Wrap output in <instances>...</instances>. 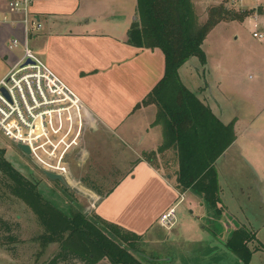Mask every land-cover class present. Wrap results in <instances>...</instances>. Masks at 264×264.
Returning a JSON list of instances; mask_svg holds the SVG:
<instances>
[{
  "label": "crops",
  "instance_id": "0c3cea01",
  "mask_svg": "<svg viewBox=\"0 0 264 264\" xmlns=\"http://www.w3.org/2000/svg\"><path fill=\"white\" fill-rule=\"evenodd\" d=\"M8 1L0 0V60L4 63L1 73L9 70L19 57L11 49L14 47L12 39L17 38L20 42L16 48L26 41L38 60L67 87L69 84L72 86L73 89L69 90L80 102L84 119H91L92 124L99 123L103 129L111 131L123 144L121 148L118 144L116 146L123 154L121 159L125 157L130 161L121 162L123 166L129 164V169L107 192L101 195L88 187L86 194L91 211L141 235V240L150 236L152 241L160 238V233L157 235L152 229L159 225L158 218L163 212L175 206L176 215L178 203L188 200L190 205H194L198 202L202 223L197 228L210 231L212 238L198 243H205L209 262L232 260L230 253L233 252L226 247V241L234 230L241 227L253 235L247 241L252 251L249 263L254 254H264V245L257 238L258 233L264 231V127L254 133V138L248 137L252 128H245L239 134L233 127L235 140L215 161L216 165L241 137L245 136V140L255 144L248 154L241 147L234 151V155L242 163L246 158L250 164L246 167H254L256 176L251 169L248 175L243 174L238 180L225 175L221 181L218 175L220 199L217 208L220 214L206 203L201 193L192 188L181 191L176 187L178 164L173 149L158 153V163L156 161L154 165L143 158L144 153L155 151L160 146L162 130L160 125L153 124L154 104L135 106L163 76L164 55L159 48L137 47L128 42L129 28L138 20L137 0H32L30 9L39 19L41 28L27 35L19 23V16L8 12ZM251 9L253 14L244 22H251L253 27L252 17L255 16L258 30L264 33V0H257ZM2 74L1 77L6 73ZM88 78L95 80L88 88H81L72 80L81 83ZM91 88L96 90L91 91ZM197 88L196 92L188 89L211 109L204 101V95L198 92L202 87ZM119 96L123 99L117 98ZM113 98L116 101L112 105L121 102L114 108L120 114L115 119L111 118L114 114L106 104ZM170 169L172 172L164 173ZM177 233L174 234L175 241H185L184 230L179 229ZM258 261L263 263L264 255H260Z\"/></svg>",
  "mask_w": 264,
  "mask_h": 264
},
{
  "label": "rangeland",
  "instance_id": "374dc122",
  "mask_svg": "<svg viewBox=\"0 0 264 264\" xmlns=\"http://www.w3.org/2000/svg\"><path fill=\"white\" fill-rule=\"evenodd\" d=\"M191 1L199 21L206 18L209 7L218 4H225L237 12L249 11L243 21L233 20L217 24L202 44L205 63L202 64L197 57H191L179 69V76L182 83L194 92L198 86L202 87V91L198 92L204 95V101L222 121L233 122V127L239 134L243 133L245 128H252L253 131H249L248 137L254 138V133L264 127V41L254 38L252 23L244 21H248L249 15L253 14L251 8L256 5L257 0H243L235 7L229 4V0ZM11 49L14 54L21 56L22 46L19 48L11 46ZM3 68L4 63L0 60V77ZM6 71L4 70L3 74ZM72 80L80 84L81 88L93 86L95 81L93 78L84 79L81 83L79 80ZM68 88L73 89L70 84ZM94 90L96 88H91V91ZM117 98L123 99L121 96ZM115 99L106 102L108 110L114 114L111 118L114 119L120 115L114 108L121 104L120 102L112 105ZM82 123L80 144L67 159L68 173L64 177L65 184L47 178L42 173V168L1 132L0 148L5 150V158L15 169L31 182L37 183V191L46 200L65 213H69L71 207L74 209L80 207L86 215H91L95 212L90 209L86 194L89 189L87 184H94L103 193L107 192L129 169V164L123 166L121 162L130 161L124 159L125 157L121 159L123 154L118 152L116 146L118 144L121 148L123 144L119 143L111 131L103 129L99 123L92 124L91 119H84ZM245 139V136L241 137L240 141L238 140L235 146L227 151L225 157L217 161L215 166L221 181L225 175L238 180L241 175H248L250 169L254 176L257 175L254 167L251 166L249 169L246 167V164L250 165L246 158L242 163L234 155V151L241 147H244L247 154L254 149V142ZM169 171L172 172L170 169L164 173ZM7 182L0 173V218L8 228L6 230L0 222V264H46L58 250V244L50 243L41 247L37 237L44 231L42 225L32 209L11 193L6 186ZM198 204L197 202L190 205L188 200L178 203L175 227L167 231L158 225V228L152 229L153 233L157 235L160 233L158 240L150 241L148 236L140 241L136 256L143 264H242L233 253H230L232 260L227 258L224 263L209 262L205 243L198 242L212 238L209 236L210 231L197 228L202 223L199 220L201 208ZM179 229L184 230L185 241L181 239L175 241L174 234H178ZM12 237L15 238L14 241H10L9 238ZM257 238L264 245V231H260ZM260 255L264 254H254L251 263L249 260L247 264H263L264 262L258 261ZM59 264L84 263L72 259ZM97 264L110 263L102 260Z\"/></svg>",
  "mask_w": 264,
  "mask_h": 264
},
{
  "label": "trees",
  "instance_id": "16d2710c",
  "mask_svg": "<svg viewBox=\"0 0 264 264\" xmlns=\"http://www.w3.org/2000/svg\"><path fill=\"white\" fill-rule=\"evenodd\" d=\"M138 20L128 31L131 45L159 48L164 55V74L144 98L135 106H156L153 124L161 126L163 141L155 151L143 154L151 165L157 154L173 149L177 159L176 187L184 191L192 188L201 193L206 203L217 208L220 186L215 161L235 140L233 122L224 124L194 92L181 82L178 69L191 57L205 63L202 44L208 33L220 22L243 21L249 11L237 12L225 4L209 7L206 18L199 21L191 0H137ZM0 173L6 186L36 214L44 231L37 239L41 247L57 243L58 250L46 264L77 259L84 264L107 260L110 264H143L136 256L141 235L97 214L86 215L72 208L65 213L46 200L37 183L25 178L5 158L0 148ZM88 187L102 195L94 184ZM4 221V220H3ZM0 218L2 226L6 227ZM6 230L8 228L6 227ZM253 235L244 228L234 230L226 247L243 264L252 251L247 246ZM14 241V237L9 238Z\"/></svg>",
  "mask_w": 264,
  "mask_h": 264
},
{
  "label": "built area",
  "instance_id": "2783aa9c",
  "mask_svg": "<svg viewBox=\"0 0 264 264\" xmlns=\"http://www.w3.org/2000/svg\"><path fill=\"white\" fill-rule=\"evenodd\" d=\"M242 1L229 0V4L235 7ZM31 3L32 0L7 2L8 12L19 16L25 35L41 28L31 12ZM252 20V36L264 40L256 17ZM19 44L17 38L12 39L14 47ZM21 46V56L0 78V132L17 145H27L28 156L42 169L64 178L68 173L67 159L80 144L84 112L76 96L34 56L26 41ZM175 223V206L158 218V224L166 230Z\"/></svg>",
  "mask_w": 264,
  "mask_h": 264
},
{
  "label": "water",
  "instance_id": "95a60500",
  "mask_svg": "<svg viewBox=\"0 0 264 264\" xmlns=\"http://www.w3.org/2000/svg\"><path fill=\"white\" fill-rule=\"evenodd\" d=\"M18 147L20 148V150L25 154V155H29L30 154V149L27 145L24 144H18ZM42 173L49 178L50 180H59L61 181L63 184H65V179L63 178V176H61L60 174L57 173H53L50 172L48 170L42 169Z\"/></svg>",
  "mask_w": 264,
  "mask_h": 264
}]
</instances>
